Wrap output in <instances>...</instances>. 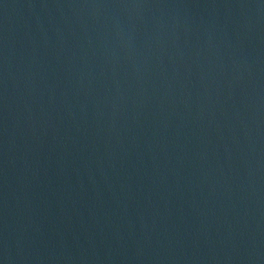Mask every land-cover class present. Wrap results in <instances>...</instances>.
Listing matches in <instances>:
<instances>
[{
    "label": "water",
    "instance_id": "obj_1",
    "mask_svg": "<svg viewBox=\"0 0 264 264\" xmlns=\"http://www.w3.org/2000/svg\"><path fill=\"white\" fill-rule=\"evenodd\" d=\"M0 264H264V0H0Z\"/></svg>",
    "mask_w": 264,
    "mask_h": 264
}]
</instances>
